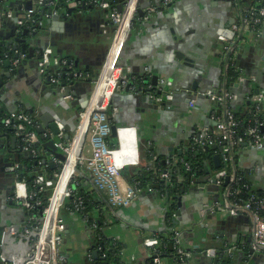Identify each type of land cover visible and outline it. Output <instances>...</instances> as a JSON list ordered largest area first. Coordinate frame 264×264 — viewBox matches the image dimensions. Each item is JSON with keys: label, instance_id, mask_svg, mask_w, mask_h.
<instances>
[{"label": "crops", "instance_id": "obj_1", "mask_svg": "<svg viewBox=\"0 0 264 264\" xmlns=\"http://www.w3.org/2000/svg\"><path fill=\"white\" fill-rule=\"evenodd\" d=\"M26 1L28 0L23 1L22 5ZM69 1L73 7L78 4L73 0ZM109 1L115 3L117 7L121 4L120 0ZM144 1L149 7L145 9L144 17L137 16L118 62L123 70L122 78L127 81L133 80L134 84L129 92L126 91V86L117 89L108 110L112 127L118 125L128 128L123 134L125 143L127 142L124 152L127 170L126 168L123 170L122 177L124 185L130 183L127 176L149 166L147 160L141 158L140 131L146 144L153 145L157 156L164 160L172 157L171 149L178 155L189 152L195 143V136L201 131H216V120L220 117L218 105L208 98L195 97V94L208 89L227 92L235 97V100L229 104L239 111L251 107L252 96L256 95L252 93L254 89L259 90L264 96V26L259 35L253 31L242 32L241 29L235 28L241 16L240 9L238 10L240 0H170L172 5L169 7L165 5L168 0ZM241 1L254 4L256 0ZM33 4V9L37 13H40L42 8L50 7L46 5L42 7L35 0ZM152 7L156 8V12L148 17L147 9ZM21 11H14V14H25L20 19L26 20L28 11L25 7H22ZM81 14L77 11L74 13L75 16ZM87 14L96 15L92 24H85L88 27L86 32L88 31L91 35L93 47L84 51L80 47L87 42L69 35L62 40L61 44L64 47L71 46L68 48L70 54L56 52V56L64 58L62 60L73 62L74 59L81 57L87 61L86 63L96 62L101 50L103 51L111 41L109 34L113 32L114 26L109 18V11L96 6L94 11L88 10ZM50 18L45 16V28L38 32L27 25L16 24L14 30L8 24H3L1 27V31L10 32L11 36L6 40L0 38V71L10 74V77L4 75L1 78L3 84L0 85V92L3 94L0 93V121L4 119L1 115L2 111L12 114L8 107L14 108V112L26 111V104L30 103V106L34 107L35 120L39 123H41V114L46 113L56 114L59 119L68 124L71 123L74 112L73 109H68L67 104L78 100V96L76 97L78 91L71 89L74 101L65 96L63 98L65 102H63L51 91H55L60 85H54L52 82L48 84L47 80H50L48 76H42L39 72L38 62L42 55L40 48L51 46V38L66 33L56 32L55 25L47 21ZM71 19H73L72 15L64 13L56 28L59 29V24L63 25L65 20ZM11 23L14 24V22ZM107 28L112 30L109 32ZM25 30L28 31L27 34L24 33ZM43 33L45 35L38 36ZM220 37H225L226 42L220 41ZM239 38L246 41L241 39L242 41L238 44ZM17 39L24 41L20 43ZM23 43L26 45L25 51L22 50ZM230 43L233 47L238 46L235 56L239 57L237 63L246 77L244 82L238 79L228 83L225 64L228 54L226 46ZM31 50L34 51L31 52ZM6 62H10L11 66L6 67ZM85 68L83 64L82 70L85 71ZM88 70L93 74L96 71L93 67ZM152 75L159 76L160 82H162L161 78L172 82L175 98L170 104L158 106L149 102L147 93L153 86L147 82V79L151 82ZM75 83H88V80L77 79ZM194 86L196 90L193 89ZM61 93L66 94L64 90ZM2 99H5L6 103L3 104ZM261 113L262 127L260 128L263 134L264 103ZM29 114L33 115L31 112ZM221 118H224V112ZM65 131L68 134L67 129ZM36 134L42 144L56 137L49 128L44 133L45 141L43 142L37 131ZM5 135L7 137L2 144L5 148L8 147L10 152L5 149V154L0 152V234L9 223L16 226L24 224L21 222V218L24 217L21 212L22 206L14 200V193L9 195L12 182L7 174L8 170L4 169L5 159H11V155L18 154L15 151L22 149L25 142L23 137L15 134V131ZM112 136L109 142L119 143L120 139ZM13 137L17 138L14 149ZM215 147L214 156L220 155L223 163L224 153L219 149H223L224 146L219 144ZM42 153L47 158L34 156L33 159L28 160L25 168L31 166L28 169H39L36 162L46 158L48 162L51 161L56 165L54 170L50 166L44 170L52 176L59 166V158L48 154L44 149ZM234 165L236 171L246 176L252 187L264 195V143L262 148L254 151H248L246 148L239 150L234 157ZM213 166L208 167L215 173L217 169ZM83 176L86 177L83 181L85 188L89 191L95 190L89 175ZM201 176L206 177V172L199 176L197 174V180ZM212 181L214 180L205 181L202 187L201 183L193 180L189 185L182 187L186 190L176 201H167L149 190L140 194L127 208L113 209L108 202L104 205L98 200L95 201L97 204L88 216L75 213L69 201L63 209L66 213V232L61 250L66 258V264H86V257L91 264H98L92 258V252L98 248L99 237L113 241L112 244L116 248L120 247L121 264H151L152 252L144 247L143 240L161 231L170 213L172 220H177L176 224L183 233V247L196 252L194 257L186 263L165 259V264H210L211 259L203 256L200 251L226 241L248 243L250 246L252 223L248 215L232 217L226 210L212 211L217 202L224 204L225 190L217 183L213 184ZM212 184L219 187V190H211ZM11 201L15 203L11 204ZM179 202L181 205H178ZM100 253L104 261L110 262L108 252L100 250ZM256 263L264 264V259L258 258Z\"/></svg>", "mask_w": 264, "mask_h": 264}, {"label": "built area", "instance_id": "obj_2", "mask_svg": "<svg viewBox=\"0 0 264 264\" xmlns=\"http://www.w3.org/2000/svg\"><path fill=\"white\" fill-rule=\"evenodd\" d=\"M140 1L125 0L122 12L119 11L118 7L113 6L109 0L94 1L96 6L109 11V18L114 26V36L103 70L94 83L95 87L91 93L88 106L80 113L75 135L67 139L65 126L57 123L58 135L56 137L59 139V143L56 146L65 155V161L59 162L57 171L52 175L53 178L50 179V175L44 171L47 170V166L42 164V159L36 162V166L39 168L36 170L42 171V173L36 176L35 183L41 192H50L47 203L43 204L39 199L34 201L37 194L31 193L27 184L19 177L20 164L13 163L9 168L16 177L14 200L26 210L27 221L22 226L9 223L2 230L0 234V264H66V258L61 253L66 232V224L61 213L67 199L70 198H74L73 211L75 213L82 214L86 209L84 199L76 195V188L74 187V185H79L77 182L79 175L88 174L92 186L106 196L109 206L113 209L130 207L144 192L138 183L124 185L122 182L123 170L126 168L127 162L125 151L123 153L118 152L127 148V146L123 147V134L128 128L119 127L117 129L119 143H110L112 123L108 116L109 105L116 90L127 84V80L122 78L123 70L118 62L130 31L137 20ZM169 3L170 0L166 1L165 5ZM38 4L53 5L48 0H40ZM153 12H156V8L147 9V16L149 17ZM36 14V10H29L27 19L19 20L18 24L36 26L38 24L35 18ZM9 16L12 17L11 12H9ZM262 26H264V0L259 2V6L248 7L245 15L241 16L240 24L236 25L235 28L241 29L242 32L253 31L259 35ZM220 41L226 42L225 37H220ZM231 44L226 46L227 51L232 50L236 53L238 46L233 47ZM38 67L42 76H48L47 78L51 80L52 84L58 86H62L61 76L64 69L67 70L68 75H72L76 80H89L91 78L88 73L76 71L73 63L54 57L51 48H47L41 55ZM51 67H57L60 72L51 73ZM239 80L242 82L246 80L243 73H240ZM69 88L65 85L62 86V90L65 92ZM199 96L210 99L212 103L224 104L225 106L235 100L231 94L216 89L199 92L196 97ZM66 97L74 101L71 92ZM168 99H172V95L168 96ZM251 101L255 108L254 115L260 116L263 110L264 96L259 92L252 96ZM216 122V131H201L195 136L193 146L208 147L223 144L224 163L231 170L223 169L216 174L217 185L222 186L227 176H230V182L224 191V204L217 202L211 209L212 211L226 210L232 217L249 216L252 223L250 248L253 254L249 259L251 261L255 256H264V220L257 209L260 202L254 196L243 200L241 195L244 190L239 187L234 189L236 183L241 180L234 165V157L243 148L254 151L263 147L264 135L260 132L262 126L259 123L249 127L245 134L246 138L238 136L240 122L236 120L229 109H225L224 118L219 117ZM3 123L6 128L15 131L17 136L24 138V151H31L36 158L39 156V149L33 145H40L41 143L36 134L35 120L31 114L25 111L15 112L7 116ZM175 160V156H172L166 160V164L171 166ZM186 166L190 170L189 165ZM162 180L170 182L171 173L163 172ZM246 188L249 189V186ZM148 190L155 192L152 187ZM34 209L40 210L39 217L33 215ZM175 235L178 239L182 237L180 231H176ZM143 245L153 253L152 264H165L159 253L161 243L158 236L152 235L144 238ZM99 249L102 250L101 247ZM235 250V247H229L225 248L222 253L231 256ZM201 254L210 259H215L218 256V250L209 247L202 250ZM177 255L180 262L186 263L194 257L195 253L190 249L178 247Z\"/></svg>", "mask_w": 264, "mask_h": 264}, {"label": "trees", "instance_id": "obj_3", "mask_svg": "<svg viewBox=\"0 0 264 264\" xmlns=\"http://www.w3.org/2000/svg\"><path fill=\"white\" fill-rule=\"evenodd\" d=\"M261 0L254 1L253 5L259 6V2ZM57 4L64 6V2H57ZM113 6L117 7L115 3H112ZM246 4V3H245ZM252 4H249V7L253 6ZM63 9V8H62ZM42 12V11H41ZM41 12L37 13L35 15V18L37 19L38 24L40 22H45V18L42 19ZM45 17V16H44ZM38 24L36 26H30L32 29H39ZM41 24V23H40ZM51 73H59L60 71L57 69V67H51L50 69ZM62 84H64L67 88L70 87L71 83L76 82V79L71 77L67 74V70H62ZM242 73L241 68L237 65V63H234L229 66V69L227 71V77H228V83H233L239 79V75ZM89 74V73H88ZM90 77H93V74H89ZM253 94L259 93V90H253ZM218 105V116L221 117L225 109H229L231 112H233L236 120L240 122V127L238 129V136L242 138H246L245 134L247 132V129L251 126H255L259 123H261V114L260 116H255V108L254 105L250 103L251 107L247 110L239 111L235 107L232 106V104L224 105V104H217ZM29 114V112H26ZM1 115L3 116V120L0 121V145L4 143V139L7 137L5 135L6 133L11 134V129H8L4 126V120L7 116H9L6 111H2ZM260 132L262 133V130L260 128ZM113 134H111L112 136ZM264 135V132H263ZM113 137V136H112ZM112 143V142H111ZM4 146V144H3ZM243 144L241 145V147ZM216 147L215 146H208V147H201L198 145L193 146V148L187 152L184 155H178L174 154L176 160L173 162L171 166L167 165L166 162L163 163L164 159L157 156L153 145H147L146 144V150L145 152L141 153V158L146 159L147 165L137 173L127 176L130 180V183L132 184H140L141 189L145 192L148 191L149 187L154 188L156 195H158L161 198L166 199L167 201H176L179 197V195L183 192V189L186 190V188H182L183 186H187L190 184V182H193V180L197 179L200 174H203L205 171V166H213L211 164H214L212 161V158L214 154L216 153ZM5 151H9L8 147L5 148ZM11 160L14 164H27L28 160H26L22 153L11 155ZM28 165V164H27ZM189 165L190 170L187 169V166ZM26 166V165H25ZM214 167V166H213ZM223 169L231 170L230 167L222 163L221 169L218 171H222ZM127 170V168H126ZM163 172H170L171 173V180L170 182L162 180V173ZM19 177L21 180H23L28 187V190L31 193H36L37 197L36 200H41L43 204L47 203V199L49 198L50 192H41L39 190V186L36 185L35 179L36 176L42 171L39 170H31L28 168H25L24 170H19ZM238 177L241 178L239 182L236 183L235 188H242L244 190V193L241 195L243 200L249 199L251 196H254L260 203L257 205V209L261 215V217L264 220V195L256 191L254 187L248 182L246 179V176L243 174L238 173ZM86 180V177L83 175H79L77 177V182L79 185H74L76 188V195L81 196L84 199L85 207L86 209L83 211L82 215L88 216L89 212L94 210L95 201H101L104 205L107 203L106 196L97 190H91L85 188L83 181ZM223 184L221 187L223 190L227 187ZM246 186H249V189L246 188ZM91 187V186H90ZM87 187V188H90ZM92 188V187H91ZM225 191V190H224ZM235 198V197H234ZM70 206L73 210V203L74 198H70ZM260 205V206H259ZM40 210L34 209L33 215L40 216L39 215ZM171 214V213H170ZM168 214L167 218L165 220L164 228L162 231L156 232L152 235H156L159 237L160 243H161V250L159 251L160 256L163 260H172L177 262L178 261V255H177V248L183 247V233L178 228L179 226L175 225V223L172 220L171 215ZM180 231L182 234L181 239L176 238L175 232ZM113 241L108 240L105 237H99L97 239V245L98 247H101L103 252L106 251L109 254V263L110 264H121L119 258L120 253V247L116 248L113 244ZM232 244H235L236 250L234 251L233 255H226L223 254L222 251L225 248L232 247ZM232 244L226 243H220V244H214L212 245L213 248H216L218 250V256L215 259H209L210 264H250V246L248 243H241V242H234ZM184 248V247H183ZM209 248V247H208ZM118 249V250H117ZM198 251V250H197ZM196 252V251H194ZM153 254V253H152Z\"/></svg>", "mask_w": 264, "mask_h": 264}, {"label": "water", "instance_id": "obj_4", "mask_svg": "<svg viewBox=\"0 0 264 264\" xmlns=\"http://www.w3.org/2000/svg\"><path fill=\"white\" fill-rule=\"evenodd\" d=\"M23 1H25V0H0V38H4V40H6V39H8L9 36H11L10 32L1 31V27H2L3 24H8V26L9 27L11 26L12 29L14 30V29H16L15 27H16V24H18V21L21 20L20 17L25 15V14H22V13L14 14V11L20 12L22 10V7H25L27 11L33 9V7H34L33 0H28V1L25 2L24 5H22ZM35 1L39 2L40 0H35ZM48 1L52 2L53 5L50 6V7H47V8H42V12H41L42 19L45 18L44 16H46V15L48 16L49 15L51 18L48 19L47 21H48L49 24H54L55 25L54 26V30L56 32H61V33L66 32V33L64 35L59 36V37L51 38V46H46V48H40V53L43 54L47 48H51L52 51H53V56L54 57L59 58V59H64L63 57L60 58V57L56 56V52H59V53H63V52L69 53L70 52V51H68V48L71 47V46L64 47L61 44L62 40L65 37L69 36V35L70 36L73 35L77 39H81L83 42H87V44L84 43V44L81 45L80 48H82V50L85 51V50H88L89 48L93 47V44H91L92 43V39H90L91 35H90V33L88 31L86 32V29L88 27L85 26V24H89V25L92 24L93 19L96 18L95 17L96 15H94V14H91V15L87 14L88 10L89 11H94L96 9V5L94 3V1H96V0H75V1L73 0V2L78 3L75 7L71 6V4H69L70 3L69 0H48ZM124 1L125 0H120L121 4L118 6V9H119L120 12L123 11V3H124ZM57 2H64V6L62 7V5L57 4ZM144 2H145L144 0L140 1V8L138 9V15L142 16V17L145 16L144 11H145V9L148 6V5L146 6V4ZM42 7H44V5H42ZM159 10H160V8H159ZM76 11L80 12L82 14L80 16H75L74 13ZM9 12L12 13V17L9 16ZM64 13L72 15L73 19H71L70 21L65 20L63 25L59 24L60 28L58 29V28H56V25H57V23H59V20L61 19V17L63 16ZM99 16H101V13H99ZM11 22H14V24H12ZM40 23L41 24H38L39 29L38 30L36 29L37 32L40 31L41 29L45 28V25H46L45 22L43 21V22H40ZM47 29H48V27H47ZM84 30H85V32H84ZM107 30H109V32H110L112 30V28L111 29L107 28ZM24 33L27 34L28 31L25 30ZM12 34H13V31H12ZM83 34L85 36H83ZM43 35H45V33L38 34V36H43ZM109 35H110V40H112L113 35H114V30H113V32H110ZM241 39L242 38H239V40L237 41L238 44H239L240 41L245 40V39H242V40ZM17 41L21 43L24 40L17 39ZM25 48H26V45L23 43L22 44V50L25 51ZM109 48H110V44L108 42V45L103 49V51L101 50V53L99 54V57L96 59V62H91V63L88 62V63H86L87 61L83 60L81 57L74 59L73 62L69 61L70 63L74 64V68L78 72H83V73H89L90 74L91 71L88 70V69H90V67H93L95 70L97 69V72L95 71L96 73L94 72V74H93V72H91V74H93V77H91L88 80V83H75V82L71 83V86L67 90L66 94H62L61 93L62 86H64V84H62V86L57 87L55 91L51 90L52 93H54L55 95H58L60 97V100L63 101V102H65L63 100V98L70 93L69 91H71V89L74 88V89H76L78 91V93L76 95V97L78 96V100L73 102V103L67 104L68 109L69 108L73 109V112H74V114L72 116V120H70L71 123L68 124V123H66V121H63V120L59 119L58 116H56V114L51 115L50 113H46L44 115L41 114V117H40L41 123H39L38 120H35V116H34L35 112L33 111L34 107L30 106L31 105L30 103L26 104V109H25L26 111L25 112H31L33 114L32 117L35 120V128H36V131L39 134L40 139H41L42 142L45 141L44 133L46 132L47 128H49L51 130V132H52V134L54 136L58 135L57 123H61V124L63 123L66 126V129L68 131V134L66 135L67 139L72 138L75 135L77 127H78L79 119H80V113L89 104L90 95H91V93H92V91H93V89L95 87L94 83L99 78L100 71H101L102 67L104 66V63H105L106 56H107ZM32 51H34V50H31V52ZM15 57L18 58V56H15ZM238 58L239 57H236V59H238ZM83 64L86 66V68H85L86 70L85 71L82 70V65ZM5 66L6 67H10L11 63L10 62H6ZM238 66H240V65H238ZM59 69H60V67H59ZM4 75L7 76V77H10V74L0 71V85L1 86L3 84V81L1 80V78ZM71 77H73V76L71 75ZM161 79H162V82H160L161 81L160 77L157 76V75L153 76L151 82H150L149 79H147V82L151 83V85L153 86V88L149 89L148 90L149 92L147 93L149 102H151L153 104H157L158 106L159 105H163L164 106L165 104L168 105L175 98L174 97L175 89L173 88L172 82L169 81V80H166L164 78H161ZM47 83L51 84V81L47 80ZM133 84H134L133 80L129 81L128 85L126 86V91L127 92H129V89L133 86ZM193 89L196 90V87L194 86ZM204 91H206V90H202V92H204ZM0 93L3 94L2 92H0ZM88 95H89V97H88ZM170 95H172V99L169 100L168 96H170ZM195 97H196V94H195ZM191 98L188 100V103L191 100ZM1 102L4 104V103H6V100L2 99ZM8 110H9L10 113H15L14 112L15 109L12 108V107H8ZM119 127H121V126L114 125L112 127V134L114 136H117V129ZM12 141H13V145H14L13 149H14L15 148V144L17 142V138L13 137ZM57 143H59V139L57 137H55L53 140H50V141L45 142L43 144L41 143L40 145L39 144H34L33 146L35 148L39 149L38 154H39L40 157H46V155H44L42 153V149H44V150H46L48 152V154H52V155L56 156L57 158H59V162L63 163L65 161V155L57 148V146H56ZM1 145H2V147H0V152L2 151L5 154V151H4L5 147L3 146V144H1ZM219 150L222 151L223 149L220 148ZM7 152H10V151H7ZM15 152L16 153H22L23 157L26 160L34 158V156L32 155L31 151H24L23 148L20 149L19 151H15ZM170 153L173 154L172 156H174V154H175L172 149L170 150ZM46 158L42 159V164L44 166H50L51 169H53V170L56 169V165L53 162H51V161L48 162ZM165 162L166 161H164L163 163H165ZM213 162L215 164L214 168H216L217 171L215 173H213L211 171V169L208 167V165H206L205 166V172H206L207 176L206 177L201 176L198 180L197 179L194 180V182L197 181L198 183L202 184L205 181H211L213 179L214 180V181H212L213 184L217 183L216 174L219 172L218 170L221 169V167H222L221 156L220 155H215L213 157ZM12 165H13V162H12V160L10 158L5 159V169L4 170H6V171L8 170L9 173H7V174H9V176L11 178V182H12V188H10L9 195H11V193H14L15 182H16L15 175L13 173H11V171L9 170V168ZM30 167L31 166H27V168H30ZM24 169H25V165L21 164L19 166V170L22 171ZM49 178L52 179L53 177L49 176ZM229 182H230V176H227L225 178V182H224L225 185L224 186L227 187ZM213 184H212V186H210V189L218 191L219 187H217V186H215ZM203 185L204 184H202L201 186L203 187ZM184 191H185V189H183V192ZM14 203H15L14 201H11V204H14ZM178 205H181V202H179ZM21 212H22V216L24 215V217L21 218V222H26L27 221V212H26V210L23 207L21 208ZM21 222H19V223H21ZM173 222H175V225H177L176 224V222H177L176 219ZM228 243H230V241ZM230 244H232V243H230ZM232 247L236 248L235 244H232ZM190 250L194 251L193 249H190ZM202 250L200 251V253L202 252ZM100 254H101L100 253V249L97 248V249L93 250L92 258L95 261H97L98 264H110L109 262L104 261V258H102L100 256ZM250 254H253L252 250H250ZM258 258L259 259L260 258L264 259V256L260 255V256L253 257L250 264H257L256 262L258 261ZM85 262H86V264H91L89 259H88V257H86ZM151 264H152V262H151Z\"/></svg>", "mask_w": 264, "mask_h": 264}, {"label": "flooded vegetation", "instance_id": "obj_5", "mask_svg": "<svg viewBox=\"0 0 264 264\" xmlns=\"http://www.w3.org/2000/svg\"><path fill=\"white\" fill-rule=\"evenodd\" d=\"M171 5H172V2L170 1V3L167 4V6L169 7ZM248 7H249V4H245V2H243L241 0L238 2V10L240 9V12H241L240 15L241 16H244L245 15ZM241 16H240V20L237 22L236 25L240 24V22H241ZM227 53L228 54L226 56V64H225V71H226V73H227L230 65H232L234 63H237V59H236V56H235V54H236L235 51L233 52L231 50V51H227ZM237 65H238V63H237ZM128 83H129V81H127L126 86L128 85Z\"/></svg>", "mask_w": 264, "mask_h": 264}, {"label": "rangeland", "instance_id": "obj_6", "mask_svg": "<svg viewBox=\"0 0 264 264\" xmlns=\"http://www.w3.org/2000/svg\"><path fill=\"white\" fill-rule=\"evenodd\" d=\"M114 36V35H113ZM113 39V38H112ZM111 42H112V40L111 41H109V44L111 45ZM105 64V63H104ZM104 67V66H103ZM103 67H102V69H101V71H100V74H101V72H102V70H103ZM96 72H97V69H96ZM95 72V73H96ZM100 76V75H99ZM90 95V94H89ZM89 95H88V97H89ZM91 96V95H90ZM117 139V138H116ZM139 147H140V151H142V153L143 152H145V150H146V141H145V139H143V134H142V131H140V138H139ZM69 202V199H67V201H66V203H68ZM61 216H62V219H63V221L65 222L66 221V213H65V210H62V213H61ZM66 223V222H65Z\"/></svg>", "mask_w": 264, "mask_h": 264}, {"label": "bare ground", "instance_id": "obj_7", "mask_svg": "<svg viewBox=\"0 0 264 264\" xmlns=\"http://www.w3.org/2000/svg\"><path fill=\"white\" fill-rule=\"evenodd\" d=\"M123 147H126V143H125V140H124V138H123ZM124 151H125V149H123V150L119 151L118 153H123Z\"/></svg>", "mask_w": 264, "mask_h": 264}]
</instances>
